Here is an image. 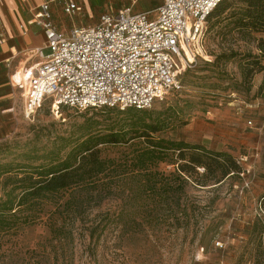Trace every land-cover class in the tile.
<instances>
[{
  "label": "rangeland",
  "instance_id": "1",
  "mask_svg": "<svg viewBox=\"0 0 264 264\" xmlns=\"http://www.w3.org/2000/svg\"><path fill=\"white\" fill-rule=\"evenodd\" d=\"M134 1L133 9L138 11L160 4L159 0H79L81 10L69 15L64 0H57L53 21L70 33L74 26L95 24L103 13ZM227 5L221 16L207 20L197 58L178 76L180 87L169 90L147 110L163 111L180 99L182 121L163 135L230 154L244 170L241 178L219 186L174 187L168 192L113 188L99 202L88 199L82 207L68 205L64 210L70 189L38 210L42 220L52 212L61 216L55 231L42 220L24 228L17 241L9 244L14 253L1 255L0 264H229L212 259L213 242L218 246L223 244L221 238L229 239L232 222L245 225L255 212L243 209L256 207L264 194V104L260 101L264 69L247 75L248 62L258 60L264 66V52L259 49L264 33L236 26L243 2L229 0ZM50 52V48L43 50L44 55ZM224 55L232 57L227 60ZM39 60L34 53L30 61ZM115 109L124 111L118 107L54 110L46 103L32 118L18 113L14 128L0 140V189L4 176L34 172L57 155L63 157L66 144H75L90 133L110 132L117 129L116 124L126 128L127 116ZM126 149L108 150L124 155ZM160 169L173 171L175 166L162 164ZM228 211L231 215L224 217ZM220 224L221 237L212 240Z\"/></svg>",
  "mask_w": 264,
  "mask_h": 264
},
{
  "label": "trees",
  "instance_id": "2",
  "mask_svg": "<svg viewBox=\"0 0 264 264\" xmlns=\"http://www.w3.org/2000/svg\"><path fill=\"white\" fill-rule=\"evenodd\" d=\"M228 1L221 0L207 20L221 16L228 8ZM240 1L245 6L236 15V26L264 33V0ZM259 49L264 52L263 38L259 40ZM231 57L223 56L227 60ZM248 65L247 75L264 69L258 60ZM189 102L191 99H186V103ZM183 107L177 98L163 111L133 107L124 111L115 109L127 116L126 128L116 124L117 129L110 132L90 133L75 144H66L68 150L63 157L57 155L34 172L4 176L0 189V256H11L14 251L9 247L10 242L14 243L24 228L44 219L38 210L48 206V199L70 189L64 210L68 205L82 207L88 199L99 202L102 195L113 188H122L124 192L134 187L168 192L174 187L185 190L187 186H219L228 179L241 178L244 170L230 154L209 151L204 146L163 135L166 129L177 127L182 121ZM120 146L127 148L124 155L108 150ZM162 164L174 165L175 169L163 171ZM243 210L255 214L245 225L232 222L229 239L221 238V246H216V240L213 242L214 261L264 264V194L256 207ZM229 215V211L223 214L224 217ZM60 218L52 212L41 223L55 231L54 225ZM222 227L223 224L217 225L212 240L221 237Z\"/></svg>",
  "mask_w": 264,
  "mask_h": 264
},
{
  "label": "built area",
  "instance_id": "3",
  "mask_svg": "<svg viewBox=\"0 0 264 264\" xmlns=\"http://www.w3.org/2000/svg\"><path fill=\"white\" fill-rule=\"evenodd\" d=\"M159 1L143 12L133 9L134 1L70 33L53 21L55 0L35 7L30 23L42 28L45 44L34 52L40 61L30 67L28 78L16 83L25 116L34 117L46 103L54 110L149 109L179 88L178 76L197 58L207 18L221 0ZM64 2L69 15L81 10L79 0ZM45 48L51 50L48 55ZM260 101L264 104V80Z\"/></svg>",
  "mask_w": 264,
  "mask_h": 264
},
{
  "label": "crops",
  "instance_id": "4",
  "mask_svg": "<svg viewBox=\"0 0 264 264\" xmlns=\"http://www.w3.org/2000/svg\"><path fill=\"white\" fill-rule=\"evenodd\" d=\"M46 1L0 0V140L8 136L17 122L18 113L23 112L22 89L16 83L26 79V68L30 70L40 61L30 60L34 52L44 46L45 35L38 24L30 21L34 8ZM54 3L51 4L52 14ZM18 76L14 81L13 78Z\"/></svg>",
  "mask_w": 264,
  "mask_h": 264
}]
</instances>
